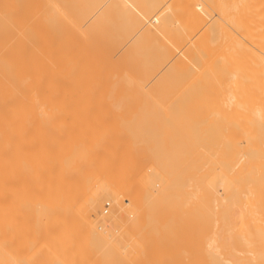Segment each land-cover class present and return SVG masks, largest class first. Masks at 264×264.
Wrapping results in <instances>:
<instances>
[{
  "label": "bare ground",
  "instance_id": "1",
  "mask_svg": "<svg viewBox=\"0 0 264 264\" xmlns=\"http://www.w3.org/2000/svg\"><path fill=\"white\" fill-rule=\"evenodd\" d=\"M35 1L30 24L61 34L33 46L6 8L4 43L43 52L0 41V264H74L79 247L264 264V0Z\"/></svg>",
  "mask_w": 264,
  "mask_h": 264
},
{
  "label": "rangeland",
  "instance_id": "2",
  "mask_svg": "<svg viewBox=\"0 0 264 264\" xmlns=\"http://www.w3.org/2000/svg\"><path fill=\"white\" fill-rule=\"evenodd\" d=\"M25 1H26V0H25ZM72 1H73V0H72ZM78 1H79V0H78ZM78 1H77V2H78ZM80 1H81V4H82V3H85L87 0H83V1H85V2H83L82 0H80ZM80 1H79V2H80ZM28 2H31V1H30V0H27V3H26V2H24L23 0H0V8H1V9L3 8V10H4V9L6 10L7 7L9 8V6H10L11 8L14 6V8H12L13 11H12V9L9 8V9L11 10V12H10V10H6L5 12H2V14H0V17L3 16L4 18H6V19L3 18V20H2V18H1L2 21L0 20V23H1V22L4 23V24L2 23L3 25H1L3 28H1V26H0V36L2 37V38H0V41H2L3 43H4V42H7V41H5V40H2L4 37H3V31L1 32V30L4 29L5 20H7V18H11V17L15 16V14H16L17 12H19V13L16 14V16L13 17V18L16 20V19H18V18H20V17H21V18L24 17L23 19H26V20L28 21V25H27V26H30V25H31V28H29V29H32V30H31L32 32H30V30L26 29V28H28V27L26 26V27L24 28V32H23V33H25V35L23 34L22 37L26 40V42L29 41V40L31 41V39H33V41L31 42L33 46H37V47H39V48L41 47V49H44V48H45V51H49V50H50V46L47 48V47H46V44L48 45V43L51 42L52 39L49 41L48 38H51V37H53V36L59 34L60 32L58 33L57 31H55V30L57 29L56 26H55V29L53 30V28L50 26V24L47 23V21H46L44 24H42V25L40 24L41 27H40V25H38V27H40L42 30H41L40 32H37V31H39L40 28L36 27L37 25L33 26V24H30V23H34V22H35L34 19L37 20L36 18H40V15H44V12H45L46 10H44V11H42V13H40V12H39V9L37 8V9H36V10L38 11V12H37V11L34 9V4H37V1L34 2V0H33V2L31 3V5L33 4V5H32V6H33V9H34V11L37 13V15L35 14V15H36V16H35V15H33V13H35V12L32 10V8H31L32 6L30 7V4H29ZM54 2H55V3H58V4H59V7H61L62 10L65 8V10H63V11H65V12H67V13H69V12L71 13V11H73L72 8H75V6H76V5H74L73 7H71V9H70L71 11H70V10H67L68 7H66V5L70 3L69 1H68L69 3H68L66 0H54ZM79 2H78V3H79ZM9 4H10V5H9ZM19 4H20V6H19ZM73 4H74V3H73ZM79 4H80V3H79ZM79 4H77V5L80 6L81 4H80V5H79ZM3 6H4V7H3ZM68 6H69V5H68ZM19 7L22 8V10H23L22 13H20V11H17ZM69 7H70V6H69ZM35 8H36V6H35ZM1 9H0V12H1ZM14 9H16L17 12L14 11ZM3 10H2V11H3ZM24 10H27V11L24 13ZM62 10H61V11H62ZM66 10H67V11H66ZM8 11H9L10 13H14V12H16V13H14L13 16H11V15H5V14H8V13H6V12H8ZM32 11H33V12H32ZM74 11H77V10H74ZM27 12H29L30 14H28ZM39 13H40V15H39ZM70 13H69V14H70ZM21 14H22V16H21ZM24 14L27 15V16H23ZM60 14H62V13H60ZM65 14H66V13H65ZM65 14L63 13L62 15H58V17L60 16L61 19H57V21H54V20L56 19V18H55V19L53 20L54 23H55V25H56V22H57V23H58V22H61V20L64 19V18H65V20L68 19V18H66V15H67V14H66V15H65ZM18 15H19L20 17L16 18ZM29 15H31V16H29ZM53 15H57V14L54 13ZM10 16H11V17H10ZM28 16H29V17H28ZM67 16H68V15H67ZM54 17H56V16H54ZM54 17H52V18H54ZM60 17H59V18H60ZM13 18H12V19H13ZM42 19H43V18H42ZM42 19H41V20H42ZM32 20H33L34 22H32ZM41 20H39V21H41ZM43 20H44V19H43ZM43 20H42V21H43ZM63 21H64V20H62V23H63ZM36 22H37V21H36ZM38 23H39V22H38ZM29 24H30V25H29ZM58 24H61V23H58ZM64 24H65V23H64ZM64 24H62V26H63ZM66 24H67V23H66ZM51 25H52V24H51ZM53 25H54V24H53ZM59 26H60V25H59ZM59 26H58V29H60ZM34 27H36V28H34ZM60 27H61V26H60ZM66 27L69 28L68 25H67ZM5 28H6V26H5ZM33 28H34V29H33ZM64 28H65V27H64ZM36 29H37V31H36ZM58 29H57V30H58ZM61 29H63V28H61ZM25 30L27 31V34H26ZM34 30H35V35H34ZM63 30H64V29H63ZM68 30H69V29H66V30H64V31H66L67 33H70V32H68ZM28 31H29V32H28ZM61 32H62V31H61ZM31 33H33L32 38L29 39V40H27V39L30 37V35H32ZM4 34H5V30H4ZM18 34H19V33H18ZM36 34H38V35H36ZM60 34H61V33H60ZM60 34H59V35H60ZM62 34H63V32H62ZM26 35H29L27 39L25 38V37H27ZM65 35H66V33H65ZM65 35H64V37H65ZM66 36H67V35H66ZM60 37H61V36H60ZM64 37H63V38H64ZM53 38H54V37H53ZM57 38H59V37H57ZM24 39H23V40H24ZM23 40H22V41H23ZM22 41H21V42H20V41H18V42H17V41H14V42H11V43H9V42H8V43H4L6 46H8V44L10 45L9 47H7V48H10V50H8L7 52H10V51H12V52H14V51H20V52H22V50H23V52L26 53L25 51H27V54H25V55H27L26 57L32 56L33 58L31 57V60H33V59H34V55H35V53H36L35 51H36V48H37V47L35 48V51H34V49H32V48H34V47H32V48H30V47H26V45H25L26 43L23 41V43H24V44H23ZM21 43H22V44H21ZM29 43H30V42H28V44H29ZM31 43H30V44H31ZM30 44H29V45H30ZM19 45H20V46L22 45L21 47L24 46V47H23L24 49H23V48H22V49H19V48H21ZM32 45H31V46H32ZM40 45H43V46L45 45V46H44V48H42L43 46H40ZM39 48H37V51L39 50ZM31 49L33 50V52H35L34 54H33V52H32ZM41 49L38 51L39 53L42 51ZM46 49H47V50H46ZM48 49H49V50H48ZM4 50H5V48H4L2 51H4ZM38 52H37V54H39ZM42 52H43V51H42ZM28 53H29L30 55H29ZM22 64H23V63H22ZM29 64H30V65H29ZM23 65H24V64H23ZM27 65H28V66H32L33 63L30 62V63H28ZM112 102H113V101H110V103H112ZM115 102H116V101H115ZM117 102H118V101H117ZM123 102L125 103V105H127L125 101H123ZM123 102H121V104H122ZM131 102H132V101H131ZM131 102H130V101H127L129 107L134 106L133 103H132L133 105H131ZM134 102H135V101H134ZM99 103H100V102H98L97 104H99ZM110 103H109V104H110ZM118 103H119V102H118ZM142 103H147V102H142ZM148 103H149V102H148ZM79 104L81 105V103H79ZM82 104H83V103H82ZM90 104H91V103H90ZM105 104L107 105L108 102L105 101ZM113 104H115V103H113ZM113 104H112V105H113ZM121 104H120V106H121ZM101 105H103V103H102ZM106 105H103V106L106 107ZM139 105H140V103H139ZM141 105H148V104H141ZM149 105H152V103L149 104ZM95 106H96V105H95ZM116 106H117V105H116ZM116 106H114L113 109H116V108H115ZM123 106H124V104H123ZM137 106H138V103H137ZM97 107H98V106H97ZM97 107L95 108V111H94V112L97 111V110H96ZM110 107H111V106H110ZM112 107H113V106H112ZM93 108H94V107H93ZM98 108H99V107H98ZM100 108H103V110H104V107L101 106ZM91 109H92V108H91ZM106 109H107V108H106ZM113 109H111V110L113 111ZM101 111H102V110H101ZM101 111L98 110V112H101ZM104 111H106V110H104ZM109 111H110V110H109ZM109 111H108V114H110ZM112 111H111V113H112ZM86 112L88 113V111H86ZM86 112H85V114H86ZM91 112H92V111H91ZM92 113H93V112H92ZM102 113H104V112H102ZM106 113H107V112H106ZM114 113H115V110H114ZM98 114H101V113H98ZM108 114H107V115H108ZM87 115H88V114H87ZM90 115H91V114H90ZM101 115H102V114H101ZM105 115H106V114H105ZM111 115H112V114H111ZM123 115H124V114H123ZM112 116L114 117V115H112ZM125 116H127V118H129V119H128V122H131V121H129V120H130V116H132L131 118H134L135 114L130 115V113H128L127 115L125 114ZM136 116H137V114H136ZM162 117H163L162 119H165L164 116H162ZM110 118H111V117H110ZM116 118H118V117H116ZM136 118H137V122H136V124H139V122H141V119L138 118V116L135 117V120H133V123L135 124ZM114 119H115V117H114L113 119H111V120H114ZM119 119H121V118H119ZM122 119H123V118H122ZM122 119H121L120 121H121V122H125L124 120L122 121ZM138 120H139V121H138ZM160 121H161V122H162V121L164 122V120H160ZM143 122H144V121H143ZM150 122H151V121H150ZM165 122H166V120H165ZM116 137H117V136H116ZM142 160H143V159H142ZM144 164H145V163H144ZM107 200H108L107 198H104V199L102 200V204H103V206H104L103 209H102V204H101V209H102V210H106V211H104V214H105V215L110 214V212H111V210H112V204H111L112 202L109 201V200H108V201H109V202H108ZM106 203H108L109 206L106 205ZM109 207H110V209H109ZM107 213H108V214H107ZM8 216H9V214H8ZM97 223L99 224V223H100V220H98ZM26 244H27V243H26ZM32 244H33V243H30L29 245H32ZM34 244H35V243H34ZM46 244H47V245H50V243H49V244L46 243ZM56 244H57V243H56ZM67 244H68V243H67ZM67 244H64V243H60V244H59V243H58V245H59V246H62V247H63V245L66 246ZM73 244H74V243H73ZM75 244H76V243H75ZM78 244L80 245V243H78ZM85 244H86V243H85ZM85 244H84V245H85ZM24 245H25V243H24ZM41 245H43V243H42ZM51 245H53V244H51ZM51 245H50V246H51ZM70 245H71V244H70ZM76 245H77V244H76ZM79 245L76 246V248H74L75 245H74V246H71V250H73L72 247H73L74 249H77V248L79 247ZM93 245H94V244H93ZM95 245H96V244H95ZM95 245H94V247H95V248H94V247L92 246V243H91L92 249H94V251H96V248H97ZM44 246H45V245H44ZM44 246H43V247H44ZM50 246H49V248H50ZM56 246H57V245H56ZM56 246H55V247H56ZM80 246L83 247V243H82ZM86 246H87V249H88L87 251H89V249H90L91 247H90L88 244H87ZM86 246H85V247H86ZM53 247H54V246H53ZM53 247H52V248H53ZM66 247L69 249L70 246H69V247L66 246ZM85 247H83L84 250H86ZM44 248H45V247H44ZM52 248H51V249H52ZM60 248H61V247H60ZM63 248H64V247H63ZM79 248H80V247H79ZM79 248H78V251H79V253L81 252L82 255H79L78 257L83 256V257H81V259H84V258H85L84 261H86V259H87V260L89 259V260L86 261V262H84L83 260H81V259H79V258H77V257L74 256V257H75V262L77 261V262H76L77 264H85V263H87V264H91V263H92V264H94V263H96V264H100V263L103 264V260H101V258H100V260H101L100 263H98L99 260L96 258V255H94V257H95L97 260L94 259V257H93L92 254H94L95 252L92 253V254H90V252H89V254H84V251H83V250H79ZM51 249H50V250H51ZM92 249H90V251H91ZM97 249H98V248H97ZM41 250H42L43 252L48 251L47 247H46L45 249H41ZM54 250L56 251V250H57V247L54 248ZM54 250H52V251H54ZM58 250H59V249H58ZM55 251H54V253H56ZM73 251H74V250H73ZM78 251H77V252H78ZM92 251H93V250H92ZM96 252H97V251H96ZM85 253H87V252H85ZM95 254H96V253H95ZM85 255H86L87 257H85ZM89 255H90V256L92 255L91 258H93L94 261H93V259H91L90 257H88ZM71 256H72V255H71ZM71 256H70L69 258L71 259V261L73 260V262H74V258H73V257L71 258ZM53 257H55V256L53 255ZM57 257H58V256H57ZM69 258H67L66 261H69V260H68ZM76 258H77V259H76ZM49 259H50V258H49ZM54 259H57V260H58V259H59V260H61V259H62V260H65V259H63V258L60 259V258L58 257V258H53L52 261H54ZM78 259H79V261H80L81 263L78 261ZM42 260H43V259H42ZM90 260H92L91 263H90ZM95 261H96V262H95ZM42 262L45 263L44 260H43ZM75 262H74V264H75ZM70 264H72V262H70Z\"/></svg>",
  "mask_w": 264,
  "mask_h": 264
},
{
  "label": "built area",
  "instance_id": "3",
  "mask_svg": "<svg viewBox=\"0 0 264 264\" xmlns=\"http://www.w3.org/2000/svg\"><path fill=\"white\" fill-rule=\"evenodd\" d=\"M106 205H108V203H106Z\"/></svg>",
  "mask_w": 264,
  "mask_h": 264
}]
</instances>
